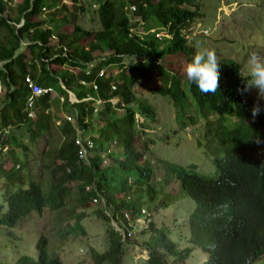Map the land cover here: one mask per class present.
I'll use <instances>...</instances> for the list:
<instances>
[{"label": "trees", "instance_id": "obj_1", "mask_svg": "<svg viewBox=\"0 0 264 264\" xmlns=\"http://www.w3.org/2000/svg\"><path fill=\"white\" fill-rule=\"evenodd\" d=\"M95 2L98 3L95 12L100 29L88 32L74 26L69 38L65 33L56 32L54 20H61V25L65 18L57 17L59 8L54 0L14 3L13 0H0V32L4 34L0 39V85L4 87L0 128L9 127L0 138V156L7 153L10 162L9 165L5 156L0 157V226L14 228L21 219L30 213H41L43 208L62 209L70 195L68 184L73 183L77 192L75 203L81 211L92 205V200L97 199L96 194L104 199L105 210L98 209L95 213L108 225L110 219L115 222L122 219L124 212L137 217L141 208L146 210L150 221L147 230L140 232L152 233L144 246L146 264H185L195 249L205 255L202 264H254L264 255V111L256 121H246L252 118L253 103L248 92L241 95L238 89L245 87L248 75H242L240 66L234 61L222 60L218 62L220 90L215 95H205L187 78L164 68L165 56L185 55L189 51L182 31L200 16L196 0ZM43 8H47L51 16H47V25L51 23L47 28L43 27L44 21L37 19ZM77 10L81 11L82 7L78 5ZM128 16L137 28L142 29L143 35L136 33ZM20 19L22 24L16 28ZM152 29L166 31L171 39L155 38L150 32ZM81 39L86 40L83 46ZM20 42L26 43L25 52L18 51ZM96 51L102 55L97 57ZM32 60L39 66V76L31 80L39 87L58 88L59 95H65L49 66L76 68V74L66 72L59 78L64 88L77 99L89 93L104 102L95 114L92 108L85 112L84 105L76 104L78 124L82 125L84 117L87 121L83 126L88 129L93 125L91 118L101 124L95 126L94 154L88 164L77 160V149L72 142L74 131L69 123L63 122L62 141L52 154V165L58 174L50 177L47 191L38 181L28 178L26 156L22 159L13 156V149L19 146L13 130H23L27 142L33 143L52 127L49 114H44L49 105L48 93L36 99L33 118L28 119L24 111L27 90L22 83L26 74L31 76L34 72ZM130 60L125 67V61ZM87 64L93 65L89 68ZM103 67L116 70V74L110 75L107 70L106 76L97 77ZM151 74L159 83L151 94L169 99L180 129L194 124L197 119L204 121V155L214 167L212 178L196 175L190 171L192 167L177 166L173 171L179 189L194 204L184 221L187 228L185 242L189 245L184 249L177 248L167 230L154 227L149 207H143L145 201L151 202V210L157 211L171 203L166 200L167 194L161 198L160 188L155 191L150 185L152 170L134 147L135 138H145L150 131L144 119L154 123L155 114L147 101L135 97L133 86ZM78 80L86 84L93 81L96 90L79 85ZM110 86H114V90ZM112 98L117 99L116 102H109ZM117 109L121 115H116ZM111 143L117 147L113 153L108 150ZM197 145H201L200 142ZM3 147H6L4 152ZM105 158L110 160L108 166L101 167ZM130 174L135 179L129 177ZM167 181L164 180V184ZM124 196H128V201ZM83 216V212L74 215L71 228L79 229ZM105 234L102 252L91 247L87 249L91 264H122L124 244L130 240L121 241L113 227H107ZM46 247V238H38L35 259L21 256L14 264H63L57 256H49ZM166 257H170L169 263Z\"/></svg>", "mask_w": 264, "mask_h": 264}, {"label": "rangeland", "instance_id": "obj_2", "mask_svg": "<svg viewBox=\"0 0 264 264\" xmlns=\"http://www.w3.org/2000/svg\"><path fill=\"white\" fill-rule=\"evenodd\" d=\"M55 1L58 2V0ZM59 3L62 7H59L57 17L64 16L65 18L58 30L59 34L65 33L70 38V32L73 31L74 26L88 32L100 29L96 8L92 7V5L96 6L95 0H60ZM78 5L82 7L81 11L77 10ZM195 6L200 16L192 25V30L186 35L189 51L185 55L165 56L164 68L186 78L183 71L184 65L191 61L197 51L208 48L216 52L218 62L226 59L233 60L240 65L242 75L247 76L249 55L255 52L264 57V0H196ZM9 14L14 16L13 12ZM128 17L130 18V16ZM130 20V23L136 27L137 24H134L131 18ZM134 20L136 21V19ZM135 29L139 31V28ZM3 36L1 31L0 39ZM85 42L86 40L81 39L80 43L84 44ZM95 54L100 57L102 52L96 51ZM130 62L131 60L125 61V67H128ZM67 68L65 66V69ZM53 69L55 71L62 70L61 67H53ZM108 71L110 75L116 74L114 69L108 68ZM157 86L159 83L154 74L133 86L135 97L147 101L155 114L154 123L144 119L145 125L150 130L145 138L151 142H146L144 136L138 137L135 138L134 147L143 156L142 160L148 162L152 170L153 177L150 185L155 191L160 188L161 198L167 194L166 200L171 203L166 208L157 211L151 210V202L145 201L143 207L146 209L149 207L148 211L154 227L167 230L169 238L176 242L177 248L184 249L189 247L185 242L187 228L184 221L194 204L179 189V183L174 179L173 171L177 166L192 167L190 171L196 175L212 178L214 177V167L204 155V121L197 119L194 124L180 129L178 127L180 122H176L169 99L151 94V90ZM58 91V88L53 89L55 95L59 94ZM3 94L4 87L0 85V101ZM248 96L250 100L258 101L260 104L264 100L259 97L258 90L254 87L248 91ZM66 106L67 102L64 103V107ZM51 107L53 110H57V113L59 109L63 108L62 104L57 101L52 102ZM63 109L66 111L65 108ZM115 112L116 115L122 114L119 109ZM91 120L93 125L89 128L88 134L96 138L95 126L98 127L101 124L94 118ZM246 121L254 122L255 119L247 118ZM56 128L52 124L51 129L33 143L27 142L25 133L21 136L17 133L14 134L16 144L20 147L17 146L13 149V156L19 159H22L23 155L26 156L29 161L27 165L28 178L38 181L44 191H47L50 177L58 174V170L52 165V154L60 145L62 136L59 129ZM198 142L201 145H197ZM22 147L25 148L24 151L21 150ZM2 157L7 161L9 159L7 153H3ZM164 167H166V171ZM130 175L128 176L135 179L132 174ZM164 180L169 181L164 184ZM68 187L70 195L62 209L51 211L43 208L41 213H30L21 219L14 228L7 229L0 226V264H14L21 256L35 259V242L40 237L47 240V254L57 256L63 264H91L87 249L91 247L98 252L104 250L105 229L112 227L113 224L108 225L99 220L95 212L98 209L102 210L101 206L89 204L85 210L81 211L75 203L77 192L74 184L70 183ZM145 199L147 200L146 197ZM81 212L84 216L79 222V229H75L74 226L71 228L74 215ZM140 232H135L134 238L124 244L125 252L122 264H146L147 252L144 246L152 233L149 231L146 234H140ZM204 260L205 255L195 249L185 260V264H202ZM166 261L169 263L170 257H166ZM254 264H264V256Z\"/></svg>", "mask_w": 264, "mask_h": 264}, {"label": "built area", "instance_id": "obj_3", "mask_svg": "<svg viewBox=\"0 0 264 264\" xmlns=\"http://www.w3.org/2000/svg\"><path fill=\"white\" fill-rule=\"evenodd\" d=\"M93 8H96V6H92ZM133 8L130 7V10ZM44 8L41 9V12H44ZM21 23V22H20ZM22 24V23H21ZM18 25V24H16ZM139 35H143L144 33L142 32L141 29L137 31ZM154 37L157 39L161 38H169V35L165 31H159L154 34ZM62 51H65L64 48ZM89 68L92 67L91 65L88 66ZM107 70L106 67H103L98 71L96 74L97 77H103L107 75ZM85 74L88 75L89 71L86 70ZM79 84L81 86L90 88L92 90H96V85L93 81L90 83L86 84L84 81H79ZM22 85L25 87L27 90V95L25 97L24 101V111L26 112V117L28 119L33 118V105L35 104V101L37 98H39L41 95L48 93L49 95L52 93L51 88H42L36 85L28 76H24L23 78V83ZM111 90H114V86H110ZM115 98H112L109 100V102H116L114 101ZM86 101H89L92 103V113L95 114L98 109L97 106L102 105L104 102L100 99H93V98H87L85 99ZM76 102V101H74ZM99 108V107H98ZM72 116H65L64 121L69 123L71 128L74 131V135L72 138V142L76 147V158L79 162H82L84 164H88L89 158H91L94 154V148L95 145L92 141L93 137L92 135L88 134V128L84 127L83 125L86 124V120H83L82 125L78 124L76 121V116H77V111L74 110L72 113ZM9 130V127L7 128H0V138L2 136H5L7 131ZM117 147L115 146L114 143H111L108 145V150L110 153H113ZM6 150V147L2 148V151L4 152ZM109 158H105L102 160L101 167H106L108 166L107 162L109 163ZM88 190V187L86 188ZM97 199L92 200V204H98V206H101L103 210H105V203L104 199L99 195L96 194ZM128 196H124V200L128 201ZM108 216V213H105ZM149 214L146 212L144 208H141L139 211V216L137 217H132L130 214L124 212L122 213V219H118L117 222H115L113 219H110V224H113V230L119 234V237L121 238V241L125 240H131L133 239V236L135 235V232H139L142 230H147L148 228V223H149Z\"/></svg>", "mask_w": 264, "mask_h": 264}, {"label": "clouds", "instance_id": "obj_4", "mask_svg": "<svg viewBox=\"0 0 264 264\" xmlns=\"http://www.w3.org/2000/svg\"><path fill=\"white\" fill-rule=\"evenodd\" d=\"M95 4H96V8H97L98 4L97 3H95ZM192 25H190L185 31H182V34H183V37L185 40H187V38H186L187 33L190 32L193 28ZM159 31H163V30L152 29L150 32L155 34ZM136 33L139 34L137 31H136ZM167 34L169 35V38H167V39L161 38V39H164V40L171 39V35L169 33H167ZM186 46H187V44H186ZM218 61H219V59H218L217 54L214 50L204 48V49L197 51L194 54L191 61L187 62L184 65L183 71H184V74H185L187 80L191 84H194L199 89V91L201 93H203L205 95H209V94L215 95L217 93V91L220 90ZM231 61H233V60H231ZM236 64H238V63H236ZM247 64H248V77L249 78H248V81L245 82V87L243 89H238V92L241 95H244L251 88L254 87L258 90L259 97L264 99V57L253 52L249 55ZM248 98H249V96H248ZM250 101L253 103V106L250 109L251 116H252L253 120L255 119V121H256V117L261 113V111H264V108H262V107H264V100L261 104L258 101L257 102H254L252 100H250ZM256 142L260 143L259 138H256ZM116 150L117 149H115V151ZM262 256H264V255H262Z\"/></svg>", "mask_w": 264, "mask_h": 264}, {"label": "crops", "instance_id": "obj_5", "mask_svg": "<svg viewBox=\"0 0 264 264\" xmlns=\"http://www.w3.org/2000/svg\"><path fill=\"white\" fill-rule=\"evenodd\" d=\"M16 0H13V3L15 2ZM55 1V0H54ZM56 2V1H55ZM60 2V0H58V2H56V7H62V5L59 3ZM16 3H18V2H16ZM15 3V4H16ZM61 5V6H60ZM49 10H47V8H45V10H44V14H40L39 15V20L40 21H44L46 24H44L43 25V27L44 28H47L48 26L50 27L51 26V23L49 24L48 23V25H47V20H48V17L49 18H51V16H50V14H49ZM42 13V12H41ZM48 16V17H47ZM53 20V19H52ZM55 22H54V24L56 25V32L57 33H59L58 32V30H59V28H60V26L62 25V23H61V25H59V23L61 22V20H54ZM64 21V20H63ZM22 23V20L20 19V21H19V23H18V25H15V27L16 28H18V27H20V25H21V23ZM25 45H26V43H24V42H20L19 43V48H18V51H20V52H25ZM80 45H82L83 46V44L82 43H80ZM32 62L34 63L33 65L35 66V69H34V72H30L31 73V76L29 75V74H26L25 76H28L30 79H32V78H36L37 79V77L39 76V72H37V70H38V68H39V66H38V64L35 62V61H33L32 60ZM26 64L27 65H29L30 64V62H28V61H26ZM88 66L89 65H93V64H87ZM53 67L55 68V67H61V71H55L54 69H53ZM49 69H50V71H52L53 73H54V76H56V79L58 80V82H57V85L59 86V88L61 89V90H63L64 92H65V95H59V94H54L53 93V88H51L52 89V93L49 95V105H48V108L46 107L45 108V110H44V114H49V116H50V119H51V121H52V124H54L57 128L56 129H59V132H60V129H61V127H62V125H63V122H65L64 121V117L65 116H72L73 117V115H72V113H73V111L74 110H76L77 111V115H78V110H77V107H76V104H79V103H81L82 105H84L83 106V109H84V111L86 112L87 111V109L88 108H92L93 106H92V103L91 102H89V101H86L85 99H87V98H93V99H98V97L97 96H93V95H91V94H86L83 98H81V99H77L75 96H74V94L72 93V92H70L69 90H66L65 88H64V86L62 85V82L59 80V78L64 74V73H66V72H71V73H77V69L75 68V69H72V68H67V69H65V66H57V65H51V66H49ZM112 69V68H111ZM86 70H88V69H86ZM58 73H60L61 75H57ZM79 81L80 80H78V81H76L78 84H79ZM80 85V84H79ZM2 86V85H1ZM3 98V97H2ZM37 101V100H36ZM55 101H57L59 104H62V107L63 108H65L66 109V111L62 108V110H58L59 112L57 113V110L55 111V110H53L52 109V107H51V105H52V102H55ZM74 101H76V102H74ZM65 102H67V106L66 107H64V103ZM0 103H1V101H0ZM98 107H100V106H97V109H98ZM37 108L35 107L34 108V111L36 110ZM66 112V113H65ZM83 120H86L87 121V118H83ZM70 125V124H69ZM88 128V127H87ZM89 130V129H88ZM18 134L19 136H21V135H23L24 134V131L23 130H18V131H15V130H13V134ZM27 138V137H26ZM26 160H28L27 158H26Z\"/></svg>", "mask_w": 264, "mask_h": 264}]
</instances>
